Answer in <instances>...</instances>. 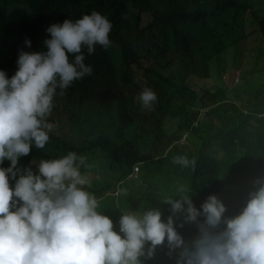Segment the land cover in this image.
<instances>
[{
    "label": "trees",
    "instance_id": "obj_1",
    "mask_svg": "<svg viewBox=\"0 0 264 264\" xmlns=\"http://www.w3.org/2000/svg\"><path fill=\"white\" fill-rule=\"evenodd\" d=\"M93 11L112 23L111 44L107 48L97 46L91 55L86 48L83 50L84 63L91 67L92 72L75 80L66 89H56L53 121L57 129L65 112L63 99L69 100L70 105L76 108L97 100L105 110L116 104V113L119 114L116 127L110 133H99L93 140L84 139L76 143L66 141L61 133L53 134L52 142H48L45 148L33 147L31 152L45 158L58 157L70 151L82 155L86 158V165L80 169L82 175L94 172L91 161L101 152L105 160L109 159L110 170L114 169L111 172L119 171L122 175L119 181L123 182L131 175L134 166L141 165L145 159H152L142 153L145 138L148 134L158 137L165 117L176 116L171 110V100L181 90L183 96L190 95L187 98L190 107L197 99L202 101V109L209 107L205 115L217 123V126L211 124L207 129L209 133L213 132L209 140L219 141L220 150L227 156L220 162L219 158L208 155L209 140L206 135L204 138L198 136V130L202 128L199 123L191 134L197 147V158L190 157V161H195L191 164L190 186L186 195L173 193L172 200L187 198L197 210L202 211L201 205L214 195L227 209L225 218L239 214L243 199L237 195L232 199L227 195L232 192L226 189V185L248 190V200L249 194L258 187L256 181L264 179V87L256 94L254 104L247 107L230 100L209 105L195 91L189 93L188 85L185 87L183 84H187L191 76L208 78L209 62L238 47L239 55L233 57L236 66L243 55L239 47L251 35L246 34L251 22L258 26L264 43V17H259L250 0H0V70L11 78L18 69L21 51H47L44 41L51 38L47 32L51 25L62 24L66 19L75 21ZM145 14L151 17V23L142 27V15ZM148 34L152 39L145 45L143 42ZM26 40L31 41V47H26ZM69 59L74 62L73 56L70 55ZM177 59L179 62L174 71L172 68ZM148 62L157 63L167 74L154 66H146ZM132 64L138 65L137 76L146 80L144 86L135 82L137 78ZM219 73L222 78V70ZM177 79L181 81L180 89L175 88ZM143 87L152 89L157 96V102L148 114L137 106L133 98L134 92L140 93ZM256 92L257 89L254 94ZM147 119L149 126L142 128L138 120L148 123ZM109 125L108 122V129ZM150 142L154 141L146 142V146ZM9 166L5 161L0 165L4 168ZM14 184L15 181L10 180L12 187ZM109 188L106 180L93 179L90 193L98 201L97 211L111 216L114 229L119 232V220L124 209L118 204L124 203L118 200L128 193L126 188H121L109 194ZM130 202V205L141 204L133 199ZM146 208L157 209L151 205ZM203 219L201 216L198 221L202 223ZM182 221L183 216L176 218V227ZM140 259L142 264H177L179 256H169L161 246H157L150 259L146 256Z\"/></svg>",
    "mask_w": 264,
    "mask_h": 264
},
{
    "label": "clouds",
    "instance_id": "obj_2",
    "mask_svg": "<svg viewBox=\"0 0 264 264\" xmlns=\"http://www.w3.org/2000/svg\"><path fill=\"white\" fill-rule=\"evenodd\" d=\"M112 27L95 11L75 21L66 19L47 29L51 38L44 41L46 52L21 51L11 78L0 70V165L10 162L0 167V264H142L140 258L150 259L165 241L170 251L181 250L177 264H264V179L256 181L258 187L234 217L225 218L227 209L214 195L201 205L202 211L187 198L169 199L173 215L166 222L157 209L142 216L124 214L117 232L84 188V156L70 151L41 160L37 172L17 167L33 145L45 148L54 128L47 117L56 89L91 74L83 50L91 55L97 46L109 47ZM25 45L31 47V41ZM139 100L150 110L157 96L145 87ZM173 162L183 167L195 163L186 156ZM177 213L185 223L197 224L199 235L191 246L177 232Z\"/></svg>",
    "mask_w": 264,
    "mask_h": 264
},
{
    "label": "rangeland",
    "instance_id": "obj_3",
    "mask_svg": "<svg viewBox=\"0 0 264 264\" xmlns=\"http://www.w3.org/2000/svg\"><path fill=\"white\" fill-rule=\"evenodd\" d=\"M250 4L254 7V10L260 14L259 17H264V0H250ZM151 23V17L147 14L142 15V27H147ZM248 39L243 42L239 49L242 51L243 55L240 57L238 62L235 65L233 57H237L238 47L236 49L227 50V52L221 55V57L213 58L209 62V77L202 78L198 76H191L190 80L183 85L186 87L188 85L190 93L191 90L195 91L197 95L206 101L209 105H215L218 101L230 100L233 103L241 106L246 105L251 107L254 104V98L258 91L264 87V43L258 33V26L254 22L248 24L246 28V34H250ZM152 39V35L148 34L146 40L143 44L147 45ZM155 53H157L155 51ZM144 56V55H142ZM179 60H176V64L173 66L172 70H177V63ZM146 66H154L157 70L161 71L164 74H167L165 70L160 69V66L156 63L148 62ZM132 69L134 71L135 82L141 83L143 86L146 84V80L138 79L139 67L137 64H132ZM222 70V78L219 71ZM176 87L181 88V81L177 79ZM143 87L142 89H144ZM174 88V89H175ZM257 89V92L254 94V90ZM130 94V88H128ZM179 95H175L171 100V109L174 110L178 115H181L183 112L190 109V104L187 101L188 96H183L180 91H177ZM139 91L134 92V100L137 101V106L140 109L148 114V110L144 109L139 100ZM254 94V95H253ZM131 96V95H130ZM247 100V101H246ZM62 105L65 108V112L62 114V119H60V124L57 129H55V122L53 121V115L55 110V105L50 116L47 117V122L54 125L53 130L49 133L50 140L52 142V135L61 133L65 136L66 141L70 142H79L81 140H93L97 137L99 133H110L115 129L116 124L119 120V114L116 113V104L110 105L106 110L99 105V101L91 100L89 103H85L82 107L76 108L70 105L69 100L63 99ZM195 113L203 108V103L200 99L195 101ZM112 110L114 112H112ZM204 110L199 111L197 115L198 121L201 123L202 128L198 130L199 137H205L207 130L211 124L217 126L215 121H211L204 115ZM148 123L144 120H138V124H141L142 128L149 126ZM183 121L184 123H179ZM110 123L109 129L107 123ZM187 122L186 114L180 117L178 123L173 122L170 119V122L167 124V136L166 140L169 141V144H174L172 151L167 156L166 159H163V152L165 147H157L156 141L160 142V134L158 137H154L152 134H148L145 138V147L152 148L155 151V154L160 155V164L155 173L147 174L144 180L134 179L133 177L129 178L127 181L120 182L121 174L119 171L110 170L109 159H104L101 152H98L96 156H93L91 161V166L94 169V172H85L82 176L87 180L86 185L84 186L85 190L90 192L93 179H104L108 182L109 194H112L114 191H118L121 188H127L129 191L130 198L134 201H140V205H134L124 203L121 207L124 209L121 211V215L135 213L138 215H143L148 209L147 206H156L157 210L162 213V219L166 222L169 216H172L171 206L166 203L167 200L173 198V193L176 195L184 193V190H180L177 187L183 186L185 189L188 187L191 180V164L188 167H183L179 164L173 162L174 158L177 156H186L189 160L190 157L196 160L195 158V141L191 137L195 124H190V127L184 132V129L187 128L185 124ZM111 129V130H110ZM176 133V137L172 138V134ZM165 134V133H164ZM183 134H187L183 136ZM219 136L224 137L223 134ZM184 137L186 140L184 141ZM150 142L146 146V142ZM33 147H35L33 145ZM221 155L219 160L221 161L224 157L227 156V153L220 150ZM84 155V153H82ZM37 153H30V155L21 157L18 161L17 167L20 169L31 168L34 172H37L38 164L41 160L55 159L60 158L65 155L62 154L58 157L45 158L37 157ZM6 163L10 165V162L5 160ZM151 163V160L147 161ZM166 174V175H165ZM113 176V177H111ZM112 178V179H109ZM169 179V180H167ZM135 183H138L135 184ZM235 186V185H231ZM232 192V199L237 195L241 201L242 209L247 203V194L248 190L238 187H230L227 189ZM161 194L166 195V198L160 199ZM147 194H150V197H147ZM129 207V208H128ZM183 216L182 213H177L173 216L174 222L176 224V218ZM112 221L114 219L111 216H108ZM183 223V227H179ZM197 224L195 223H185L184 221L177 224V232L183 237L186 244L191 246V242L197 238ZM119 229V226H118ZM169 256H179L180 249L175 251H170L167 241L163 245H160ZM146 246V249L147 250Z\"/></svg>",
    "mask_w": 264,
    "mask_h": 264
},
{
    "label": "crops",
    "instance_id": "obj_4",
    "mask_svg": "<svg viewBox=\"0 0 264 264\" xmlns=\"http://www.w3.org/2000/svg\"><path fill=\"white\" fill-rule=\"evenodd\" d=\"M196 93V92H195ZM179 95L177 92L175 93V95ZM197 94V93H196ZM174 95V96H175ZM173 96V97H174ZM204 107H207L206 105H204ZM208 109H209V107L208 108H206L205 110H207L208 111ZM172 110V109H171ZM201 110H203L202 108L199 110V111H201ZM172 111H174V110H172ZM195 111H196V108H195V105L193 106V107H190V109L189 110H187V111H185V112H183L181 115H178L175 111V113H176V116H175V114H174V116H171V115H167L166 117H165V119H164V125H163V129L162 130H160V142L159 141H156V144H158V146L157 147H165L164 148V152H163V159H166L167 158V156L170 154V152L172 151V148H173V146H174V144H169V141L168 140H166L165 139V137L167 136V133H168V131H167V127H168V123L170 122V119L172 120V123L173 122H177L178 123V120H180V117L182 116V115H184V114H186V116H187V122L185 123L186 125H187V128L186 129H184L182 132H184V131H186L187 129H188V127H190V124H195V127H197V125L200 123L199 121H198V119H197V115H198V113H199V111H198V113H195ZM206 117H207V115H205ZM184 123L183 121H179V123ZM191 128V127H190ZM206 131V139L207 140H209L210 139V137H211V135L213 134V132H211V133H209L208 132V130H205ZM165 133V134H164ZM176 133H173L172 134V138H175L176 137ZM185 135H187V134H183V136H185ZM188 136V135H187ZM220 137H222V136H220ZM184 139V141L186 140V137H184L183 138ZM238 142V141H237ZM145 147V146H144ZM194 147H195V158H197V153H196V145H194ZM142 153H143V155H145V156H151L152 157V159H151V163H148L147 161L148 160H146L145 159V161L144 162H142V164L141 165H137L138 167H139V172L138 173H134L133 171H132V173H131V175H129V177H127V178H124L125 179V181H127V180H129V178H131V177H133L134 179H141V177H143V180H144V178L146 177V175L147 174H151V173H155L156 172V170L158 169V167L159 166H161V164H160V155H157V154H155V151H153L152 150V148H144L143 149V151H142ZM207 153H208V155L209 156H211V157H213V158H215V159H218L219 157H220V155H221V152H220V142L219 141H214V140H209L208 141V148H207ZM222 161V160H221ZM220 161V162H221ZM135 167V166H134ZM191 174H192V172H191ZM190 174V175H191ZM166 175V174H165ZM142 180V179H141ZM167 180H169V179H167ZM135 184H137L138 185V183H135ZM189 186H190V182H189V185H188V187L185 189L183 186H180V187H177L178 189H180L181 191L182 190H184V194L186 195V192H187V189L189 188ZM231 187V186H230ZM230 187H228L227 185H226V189H228V188H230ZM126 191H127V195H126V197H124V198H122V199H119L118 201L119 202H122V203H125V202H127L126 204H129V206H130V201H131V198H130V195H129V191H128V189L126 188ZM183 194V192L181 193V195ZM147 197H149L150 199H151V197H150V194H147ZM166 198V195H163V194H161V191H160V199H165ZM118 206L119 207H121L122 205H120V204H118ZM129 208V207H128Z\"/></svg>",
    "mask_w": 264,
    "mask_h": 264
},
{
    "label": "built area",
    "instance_id": "obj_5",
    "mask_svg": "<svg viewBox=\"0 0 264 264\" xmlns=\"http://www.w3.org/2000/svg\"><path fill=\"white\" fill-rule=\"evenodd\" d=\"M205 113H206V110H205L204 114ZM133 172L134 173H138L139 172V167L138 166L133 167Z\"/></svg>",
    "mask_w": 264,
    "mask_h": 264
}]
</instances>
